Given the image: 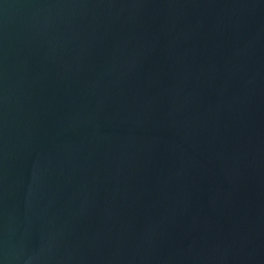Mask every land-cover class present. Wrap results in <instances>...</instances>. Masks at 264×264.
Segmentation results:
<instances>
[{"label": "water", "instance_id": "1", "mask_svg": "<svg viewBox=\"0 0 264 264\" xmlns=\"http://www.w3.org/2000/svg\"><path fill=\"white\" fill-rule=\"evenodd\" d=\"M0 264H264V0H0Z\"/></svg>", "mask_w": 264, "mask_h": 264}]
</instances>
